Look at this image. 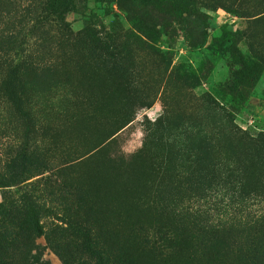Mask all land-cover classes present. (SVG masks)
<instances>
[{
    "label": "rangeland",
    "instance_id": "obj_1",
    "mask_svg": "<svg viewBox=\"0 0 264 264\" xmlns=\"http://www.w3.org/2000/svg\"><path fill=\"white\" fill-rule=\"evenodd\" d=\"M189 1L207 16L204 24L187 21L194 39L204 32L208 38L215 36L223 27L246 55L264 59V0ZM2 29L3 35L8 29L13 33L14 49H7L0 38V80L19 47L20 95L35 130H49L47 138L33 135L30 150L39 158L47 145L46 162L63 169L64 178L94 180L100 172L111 175L110 167L126 164L140 173L156 172L161 164L163 171L177 156L181 139L194 156L195 171L199 166L206 170L217 146L230 147L226 124L205 99L218 98L229 72L223 60L206 72L205 49L186 47L181 32L172 37L146 35L115 6L97 0H86L82 10L63 15L51 13L46 0H0ZM0 113L1 164L21 145L23 124L1 102ZM233 124L252 139L264 134V72L233 115ZM168 172L173 174L172 169ZM195 200L190 206L216 226L227 228L237 221L230 218L239 219L234 211L224 213ZM262 214L264 202L255 201L240 218ZM234 234L239 243V233ZM34 244L41 261L62 264L43 237Z\"/></svg>",
    "mask_w": 264,
    "mask_h": 264
},
{
    "label": "trees",
    "instance_id": "obj_2",
    "mask_svg": "<svg viewBox=\"0 0 264 264\" xmlns=\"http://www.w3.org/2000/svg\"><path fill=\"white\" fill-rule=\"evenodd\" d=\"M46 1L56 15L80 11L86 4ZM97 2L115 6L146 35L172 37L181 32L186 47L205 49L206 72L216 61H224L229 78L218 89L217 99H205L226 124L230 147L217 146L206 170L199 166L195 171L194 156L181 139L177 156L163 171L161 164L156 172L144 173L126 164L110 167L111 175L99 170L101 177L94 180L64 178L63 169L46 162L47 145L39 158L30 150L33 135L47 138L49 130H35L20 95L23 56L16 47L0 80V102L23 124V138L0 164V264H48L34 244L38 237L62 264H264V214L240 218L249 205L264 202V134L252 139L233 124V115L264 72V59L246 55L223 27L215 36L208 38L204 32L194 39L187 21L204 24L207 16L189 0ZM3 30L0 38L13 52V33L8 29L3 35ZM2 118L0 113V122ZM228 151L234 152L231 157ZM48 171L50 176H43ZM53 176L57 178L50 179ZM192 199L224 213L234 211L239 219L230 218L237 221L227 228L216 226L190 206Z\"/></svg>",
    "mask_w": 264,
    "mask_h": 264
}]
</instances>
